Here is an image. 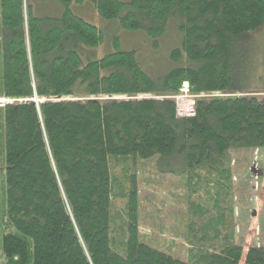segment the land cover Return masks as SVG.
<instances>
[{
  "label": "trees",
  "instance_id": "obj_1",
  "mask_svg": "<svg viewBox=\"0 0 264 264\" xmlns=\"http://www.w3.org/2000/svg\"><path fill=\"white\" fill-rule=\"evenodd\" d=\"M56 1L59 17L0 0V264H264V247L243 260L244 245L216 229L220 250L198 241L188 263L142 243L133 173L137 159H155L164 174L209 168L229 184L231 151L264 152V97L233 92L243 40L264 28V0ZM84 2L156 50L173 24L180 41L161 70L136 51L85 63L79 48L98 47L104 33L72 12ZM184 83L191 96H220L181 117ZM114 199L125 201L120 238ZM230 210L218 209L221 223Z\"/></svg>",
  "mask_w": 264,
  "mask_h": 264
},
{
  "label": "rangeland",
  "instance_id": "obj_2",
  "mask_svg": "<svg viewBox=\"0 0 264 264\" xmlns=\"http://www.w3.org/2000/svg\"><path fill=\"white\" fill-rule=\"evenodd\" d=\"M29 2L39 16L59 17L63 12L56 0ZM71 10L104 33L103 42L98 47L79 48L78 52L85 63L99 61L117 51H136L142 66L152 72L153 69H160L171 49L180 41L173 24L168 35L161 40V47L156 50L153 41L144 32L127 31L118 21L104 20L90 2L72 3ZM243 41V70L233 92L264 97V28ZM165 66L166 63L162 68ZM202 96L218 97L220 94ZM0 103L7 102L0 100ZM179 107L181 117L194 114L191 103L180 102ZM231 153L233 165L229 184L225 183L220 171H209V168L183 175L164 174L158 170L155 159H137L133 173L138 190L140 241L187 263L193 260L198 251L194 243L199 241L205 249L216 245L219 251L222 237L226 234H233L237 238L235 243L244 245L243 260L251 245L264 247V152L244 149ZM2 158L0 137V174ZM121 175L119 168L115 176L119 179ZM2 189L1 181L0 191ZM122 203L125 206L124 200H113V237L120 238L126 227ZM227 204L231 210L221 223L219 218L222 215H219L218 209ZM213 229L219 231L222 237L215 238L211 232Z\"/></svg>",
  "mask_w": 264,
  "mask_h": 264
},
{
  "label": "built area",
  "instance_id": "obj_3",
  "mask_svg": "<svg viewBox=\"0 0 264 264\" xmlns=\"http://www.w3.org/2000/svg\"><path fill=\"white\" fill-rule=\"evenodd\" d=\"M205 97H210V96H191L189 84L184 83L181 89V94L177 97H174V99L176 101L178 109L181 110V107H179L180 102H188V103H191V109L194 110L196 99L205 98Z\"/></svg>",
  "mask_w": 264,
  "mask_h": 264
},
{
  "label": "bare ground",
  "instance_id": "obj_4",
  "mask_svg": "<svg viewBox=\"0 0 264 264\" xmlns=\"http://www.w3.org/2000/svg\"><path fill=\"white\" fill-rule=\"evenodd\" d=\"M11 104V103H10ZM6 106V105H5Z\"/></svg>",
  "mask_w": 264,
  "mask_h": 264
}]
</instances>
